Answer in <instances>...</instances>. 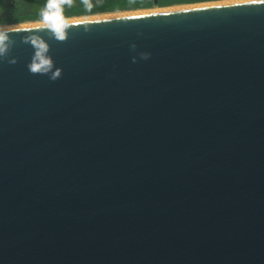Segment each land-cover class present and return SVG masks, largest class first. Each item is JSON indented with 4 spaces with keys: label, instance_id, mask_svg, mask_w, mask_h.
I'll return each instance as SVG.
<instances>
[{
    "label": "water",
    "instance_id": "95a60500",
    "mask_svg": "<svg viewBox=\"0 0 264 264\" xmlns=\"http://www.w3.org/2000/svg\"><path fill=\"white\" fill-rule=\"evenodd\" d=\"M17 25L0 264H264L261 0Z\"/></svg>",
    "mask_w": 264,
    "mask_h": 264
},
{
    "label": "trees",
    "instance_id": "16d2710c",
    "mask_svg": "<svg viewBox=\"0 0 264 264\" xmlns=\"http://www.w3.org/2000/svg\"><path fill=\"white\" fill-rule=\"evenodd\" d=\"M221 0H57L62 19ZM49 0H0V26L44 21Z\"/></svg>",
    "mask_w": 264,
    "mask_h": 264
},
{
    "label": "clouds",
    "instance_id": "9594fccd",
    "mask_svg": "<svg viewBox=\"0 0 264 264\" xmlns=\"http://www.w3.org/2000/svg\"><path fill=\"white\" fill-rule=\"evenodd\" d=\"M43 19L48 22V26L53 32L59 34L58 38L63 39V35L61 34L62 16L57 0H49L46 10L43 13ZM40 47L43 48L44 45H41ZM48 63V60H42L41 64H33L31 70L33 72L39 71L42 65H47ZM56 75H58V73H56Z\"/></svg>",
    "mask_w": 264,
    "mask_h": 264
},
{
    "label": "bare ground",
    "instance_id": "6f19581e",
    "mask_svg": "<svg viewBox=\"0 0 264 264\" xmlns=\"http://www.w3.org/2000/svg\"><path fill=\"white\" fill-rule=\"evenodd\" d=\"M104 16V15H103ZM25 25H27V24H25ZM25 25H17V26H25ZM29 25V24H28Z\"/></svg>",
    "mask_w": 264,
    "mask_h": 264
},
{
    "label": "rangeland",
    "instance_id": "374dc122",
    "mask_svg": "<svg viewBox=\"0 0 264 264\" xmlns=\"http://www.w3.org/2000/svg\"><path fill=\"white\" fill-rule=\"evenodd\" d=\"M27 23L29 24V23H32V22H27ZM27 23H23V24H27Z\"/></svg>",
    "mask_w": 264,
    "mask_h": 264
},
{
    "label": "snow or ice",
    "instance_id": "6c2138e0",
    "mask_svg": "<svg viewBox=\"0 0 264 264\" xmlns=\"http://www.w3.org/2000/svg\"><path fill=\"white\" fill-rule=\"evenodd\" d=\"M262 3H264V0H261Z\"/></svg>",
    "mask_w": 264,
    "mask_h": 264
}]
</instances>
